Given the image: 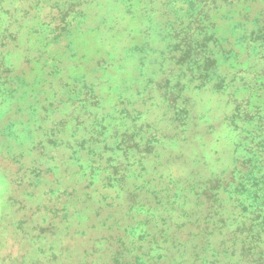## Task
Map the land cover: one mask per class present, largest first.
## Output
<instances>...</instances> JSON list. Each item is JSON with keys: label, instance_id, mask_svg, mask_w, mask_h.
Returning <instances> with one entry per match:
<instances>
[{"label": "rangeland", "instance_id": "obj_1", "mask_svg": "<svg viewBox=\"0 0 264 264\" xmlns=\"http://www.w3.org/2000/svg\"><path fill=\"white\" fill-rule=\"evenodd\" d=\"M156 2L0 0V178L7 175L12 215L35 242L26 245L20 264L29 250L28 264H231L237 234L259 235L264 211L249 213L245 207L258 205L260 193L245 203L248 186L238 184L234 174L225 177L235 179L234 193L223 192L215 200L213 178H206L203 169H189L177 180L164 173L188 168L186 131L199 133L201 104L213 97L232 111L206 125L207 142L216 132L228 138L243 125L264 126V64L250 63L251 46L241 51L239 37L221 44L212 34L195 43L182 35L190 27L204 30L200 17H208L202 9L185 10L187 24L179 31L172 20L150 22L147 10L137 5ZM6 4L20 7L6 9ZM250 39L264 41V30ZM210 44L218 48L207 51ZM14 53L20 56L13 70L5 64ZM234 55L243 61L241 67L229 66ZM129 91L144 93L136 119L154 99L164 102L160 119L153 122L159 127L141 140L137 132L121 136L114 128L119 142L104 144L100 138L107 127L94 110L102 100L115 98L120 114L130 116L129 105L136 101L124 95ZM239 105L249 110L238 115ZM153 123L141 124L139 131ZM5 143L14 149L7 155ZM109 152L113 155L106 156ZM133 173L136 178L130 180ZM237 210L247 216L228 231L229 221L235 222L230 214ZM157 246L164 251L154 257Z\"/></svg>", "mask_w": 264, "mask_h": 264}, {"label": "clouds", "instance_id": "obj_2", "mask_svg": "<svg viewBox=\"0 0 264 264\" xmlns=\"http://www.w3.org/2000/svg\"><path fill=\"white\" fill-rule=\"evenodd\" d=\"M65 5H60L64 7ZM6 9L19 8L20 5L6 4ZM41 8H51V5H41ZM86 8L96 7V5H86ZM147 10L149 21L155 19L162 21L172 20L177 24V31L180 27L187 24L188 17L185 15V10L191 9L192 12H198L201 9L208 17L204 19L202 15L200 21L204 26V30H198L196 27L186 28L182 35H186L190 41L195 43L204 38L208 34L216 36L220 43L223 44L227 40L239 37L241 42L238 47L243 49L251 46L253 55L250 59L252 62H260L264 64V41L253 43L250 39L251 34L264 30V0H229V2L218 3H170L167 0H159V2L137 5ZM179 10V11H177ZM179 16L180 19H176ZM5 26H7L8 17L5 16ZM215 26L214 29L212 26ZM154 30L163 37L164 33L161 31V25L155 24ZM167 41H161V51H166ZM218 48L217 45L210 44L207 51H213ZM207 54V53H206ZM19 53L8 54L6 56V68L18 66ZM247 67V65H245ZM5 92L7 94L8 88L5 84ZM130 100L136 101L135 104L129 105L131 115H121L119 108L116 107L117 100L115 98L109 100H102L101 106L94 111L101 117L103 124L107 130L102 136L101 142L114 146L119 141L115 140L114 128L117 135L125 133L137 132V140L147 138L149 134L155 132L159 127L156 122L161 117L163 101L156 98L152 101L151 107L143 112L139 119H136V112L140 111L139 104L141 96L135 93H124ZM202 101L205 98L200 97L199 93L194 94ZM9 103L4 105V113L9 111ZM232 106L224 102L217 103L215 98H212L211 103H202V116L199 120L200 131L189 128L186 131V136L189 138L188 144L185 145L187 149L188 168L181 169L180 172L168 170L164 173L166 179L177 180L180 176H187L189 169L195 168L198 171L203 169V175L206 178H224L230 173L236 176V179L248 186L249 197L245 203L250 202L253 193L259 191L260 200L257 202L258 206L264 208V126L257 128L255 122L252 125H243L239 132H234L228 138L223 136L222 131L216 132L215 140L210 143L206 140V125H210L219 121L223 116L230 114ZM107 117V118H105ZM145 122L153 123L152 128H145L139 131L141 124ZM250 136L251 140H246L245 137ZM166 147L177 149L178 145L174 142H164ZM99 145L97 150L99 151ZM4 148L6 155L13 152L14 149L9 148L5 143ZM105 155H113V153H105ZM116 157H120L121 153L116 152ZM206 157V159H205ZM115 162V161H114ZM136 174L133 173L129 179H135ZM143 178V177H141ZM258 185V188L256 187ZM60 191H63L61 188ZM12 192V186L9 183L7 175L0 178V216L3 217L2 226H0V264H20L22 251L25 250L29 243L35 244L30 237L22 231L18 224V217L12 215V208L9 206V196ZM34 199V198H33ZM37 203L39 200L36 201ZM230 204L231 201H226ZM253 209H250V212ZM234 217L235 222L229 221L228 231L237 229L245 220L247 214L241 216L239 211L230 214ZM232 249L234 255L230 256L231 264H264V225L261 226L259 235L255 233L249 235L248 233H239L232 242ZM163 248L157 246L152 251V256H158L163 253ZM32 258V251H28L24 256V264Z\"/></svg>", "mask_w": 264, "mask_h": 264}, {"label": "trees", "instance_id": "obj_3", "mask_svg": "<svg viewBox=\"0 0 264 264\" xmlns=\"http://www.w3.org/2000/svg\"><path fill=\"white\" fill-rule=\"evenodd\" d=\"M213 62V64H212V66H214L216 63H215V61H212ZM242 64H243V61H241L240 59H239V57H237V55H234V57H233V59H232V61H230L229 62V66H231L232 68H236V67H241L242 66ZM241 69V68H240ZM238 71H240L239 69H238ZM205 76H209V73H206L205 74ZM207 79V78H206ZM210 80H212V77H210V78H208V80L207 81H210ZM223 81H221L220 82V85H222L223 83H222ZM240 106V110H241V112H239L238 113V115H240V114H244V112L246 111V110H249V108H248V106L246 105V109H245V105L244 106H241V105H239ZM247 113H245V115H246ZM238 117V116H237ZM234 118L235 117H233V120H234ZM257 120L260 122V120H262V117H258L257 118ZM247 138L249 139V141L251 140V137L250 136H247ZM235 179L234 178H229V179H227V178H213V179H211V186H210V191L212 192V196L215 198V200H220L219 199V195L221 194V193H223V192H229V193H234V190H232L231 188L233 187L234 188V185H235ZM238 184H243V183H241V182H239ZM245 209H247V211L249 212V213H258V212H263L264 211V208H261V207H259L258 205H256V206H246L245 207ZM250 209H253L251 212H250ZM261 214H259L258 216H260ZM254 220H255V218H252L251 219V223L252 222H254ZM263 221V220H262ZM252 225V224H251ZM263 225V224H262ZM253 226V225H252ZM260 232V231H259ZM259 232L257 233V234H259Z\"/></svg>", "mask_w": 264, "mask_h": 264}]
</instances>
